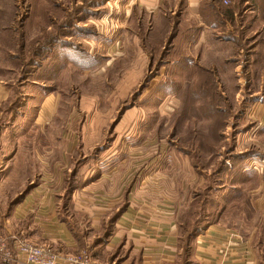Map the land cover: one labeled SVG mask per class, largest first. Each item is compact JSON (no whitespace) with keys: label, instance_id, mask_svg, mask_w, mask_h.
<instances>
[{"label":"rangeland","instance_id":"1","mask_svg":"<svg viewBox=\"0 0 264 264\" xmlns=\"http://www.w3.org/2000/svg\"><path fill=\"white\" fill-rule=\"evenodd\" d=\"M131 3L13 0L20 15H39L28 46L40 50L22 71L17 57L29 47L0 49L13 91L1 106L0 199L52 186L60 215L90 247L125 202L94 230L79 192L115 170L136 200L175 206L182 237L221 220L264 264V96L220 80L232 79L228 66L216 77L196 65L189 37H170L174 21L189 32L190 19L153 18Z\"/></svg>","mask_w":264,"mask_h":264},{"label":"crops","instance_id":"2","mask_svg":"<svg viewBox=\"0 0 264 264\" xmlns=\"http://www.w3.org/2000/svg\"><path fill=\"white\" fill-rule=\"evenodd\" d=\"M213 1L132 0L131 6L135 5L136 10L139 8L153 18L176 14L190 19L194 26L189 25V53H196V65L217 74L216 77L225 75L218 67L228 66L226 72L232 74V79L222 77L220 80L241 83L237 90L241 96L246 93L250 97L264 96V0H216L217 4L221 1L231 8L227 15L218 11ZM12 3L13 0H0V49L17 51L28 48L34 39L30 21L39 15H33L30 9L20 15L14 11ZM5 64L0 63L3 70H6ZM10 93L11 86L0 76V115L5 113L1 106H5ZM50 97L49 94L46 99L51 100ZM2 131L0 127V134ZM109 172L110 175L103 173L84 186L77 204L91 219L90 227L97 230L103 214L118 209L119 204L125 202L111 234L102 242L90 247L80 244L69 220L60 215L52 186L33 185L0 199V234L9 243L12 236H16L48 246L56 256L54 264H71L67 257L82 248H87L95 260L112 264H179L181 248L176 207L136 200L132 187L127 190L121 172ZM141 189L133 188V191L138 194ZM20 195L19 200H15ZM92 197L93 204L89 202ZM3 264L28 263L14 258ZM191 264H258V260L254 248L239 230L219 220L195 238Z\"/></svg>","mask_w":264,"mask_h":264},{"label":"built area","instance_id":"3","mask_svg":"<svg viewBox=\"0 0 264 264\" xmlns=\"http://www.w3.org/2000/svg\"><path fill=\"white\" fill-rule=\"evenodd\" d=\"M14 258H21L28 264H54L56 260V256L46 245L34 244L16 236H12L9 243L7 238L0 234V264ZM67 259L71 264H112L95 260L86 249L79 250Z\"/></svg>","mask_w":264,"mask_h":264},{"label":"trees","instance_id":"4","mask_svg":"<svg viewBox=\"0 0 264 264\" xmlns=\"http://www.w3.org/2000/svg\"><path fill=\"white\" fill-rule=\"evenodd\" d=\"M213 1V0H212ZM224 2V1H223ZM219 4V5H218ZM218 4H217V2H216V0H214L213 2H212V5H214V6H218L219 8H218V11H222V12H224L226 15L228 14V13H230L232 10H231V8H229V7H226V6H224L222 3H221V1L220 2H218ZM177 28H178V21H174L173 22V29H172V31H171V35H170V37H177L178 35H181V34H183V36H185V37H191V35H190V33L189 32H182V29H179L178 31H176L177 30ZM29 47V52H30V50H32V53L31 54H29V52H28V54L24 57V58H21V57H23V54H22V56L21 57H17V58H19V60H20V62H22V64H21V69H22V71H25V67L27 66H25V63H27V62H29V64L30 63H32L33 65H34V63H35V57H34V55L36 56L37 54V52L40 50V49H37L36 47H34V46H28ZM37 49V50H36ZM24 49H22L21 51H23ZM25 51H27V49L25 50ZM33 51H34V53H33ZM26 57H28L29 59H26L25 61H23V59H25ZM184 56H182L181 57V59L183 58ZM23 62H24V64H23ZM27 70V69H26ZM202 70H204V72H207V70H205V69H202ZM29 71H26V73H28ZM11 92H13L12 91V88H11ZM11 96V93H10V95H9V97ZM9 97H8V100H9ZM7 100V101H8ZM7 103V102H6ZM5 103V104H6ZM15 104V103H14ZM10 111H11V109H10ZM28 190V189H27ZM23 194V193H22ZM22 195H20V196H18V198L17 199H15V200H19V198L21 197ZM120 214H121V211H119L117 214H116V216L114 217V218H112V220H111V227H110V229H106L105 230V232H104V237L105 236H108L109 234H111V232H112V228H113V224H114V222L116 221V219L120 216ZM217 220V219H216ZM215 221V220H214ZM214 221H212L211 223H213ZM211 223H207V224H205V225H201V224H199V225H197V224H195V225H193L190 229H189V231L187 230V233H186V236H184V237H182L181 236V232H180V238H179V243H180V248H181V250H180V254H179V264H191V256H192V251H193V242H194V240H195V238L201 233V232H203L204 231V229L205 228H207ZM179 229L181 230V223H179ZM104 237H103V239H104ZM103 239H101V240H103ZM100 240V239H99ZM99 242V241H98Z\"/></svg>","mask_w":264,"mask_h":264}]
</instances>
